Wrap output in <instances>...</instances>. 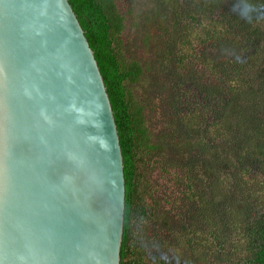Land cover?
<instances>
[{
  "label": "trees",
  "instance_id": "obj_1",
  "mask_svg": "<svg viewBox=\"0 0 264 264\" xmlns=\"http://www.w3.org/2000/svg\"><path fill=\"white\" fill-rule=\"evenodd\" d=\"M68 1L119 136L120 264H264V0ZM128 25L152 63L126 57ZM145 75L170 96L155 139Z\"/></svg>",
  "mask_w": 264,
  "mask_h": 264
},
{
  "label": "water",
  "instance_id": "obj_2",
  "mask_svg": "<svg viewBox=\"0 0 264 264\" xmlns=\"http://www.w3.org/2000/svg\"><path fill=\"white\" fill-rule=\"evenodd\" d=\"M123 157L68 0H0V264H120Z\"/></svg>",
  "mask_w": 264,
  "mask_h": 264
},
{
  "label": "rangeland",
  "instance_id": "obj_3",
  "mask_svg": "<svg viewBox=\"0 0 264 264\" xmlns=\"http://www.w3.org/2000/svg\"><path fill=\"white\" fill-rule=\"evenodd\" d=\"M118 6L120 10H125L128 6L127 0H118ZM138 36L139 34L135 33L134 29L128 25L122 35L123 43L126 46V57L134 56L146 66L148 63H152L153 57L149 51L141 47ZM133 89L137 98L140 99L138 100L145 107L146 124L151 132V137L155 139L166 128L167 101L170 100L169 90L160 92L157 80H151L149 75H145V78Z\"/></svg>",
  "mask_w": 264,
  "mask_h": 264
}]
</instances>
